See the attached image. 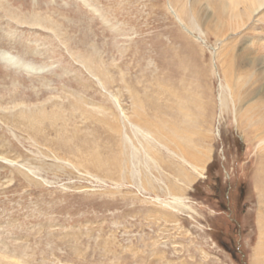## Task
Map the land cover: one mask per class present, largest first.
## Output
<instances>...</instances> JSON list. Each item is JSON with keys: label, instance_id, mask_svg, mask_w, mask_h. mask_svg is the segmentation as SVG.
I'll list each match as a JSON object with an SVG mask.
<instances>
[{"label": "rangeland", "instance_id": "1", "mask_svg": "<svg viewBox=\"0 0 264 264\" xmlns=\"http://www.w3.org/2000/svg\"><path fill=\"white\" fill-rule=\"evenodd\" d=\"M228 1L0 0V264H264V18Z\"/></svg>", "mask_w": 264, "mask_h": 264}, {"label": "bare ground", "instance_id": "2", "mask_svg": "<svg viewBox=\"0 0 264 264\" xmlns=\"http://www.w3.org/2000/svg\"><path fill=\"white\" fill-rule=\"evenodd\" d=\"M244 1V3L243 4H245L246 5V10H245V12H243L244 14H249V17L251 16H259L260 15V17L261 18H264V0H243ZM229 3L227 4H225V5H223V4H220V8H221V10L223 11V13H226V15H227V13L228 12H233V13H235L236 12V10H239V7H240V5H241V1L240 0H229L228 1ZM218 4V3H217ZM219 7V6H218ZM185 11H187L185 8H183L182 9V15L184 16H186L187 14H186V12ZM242 11V10H241ZM243 13H240V16H242L243 15ZM262 14V15H261ZM238 16V15H237ZM244 16V15H243ZM234 17H235V15H234ZM246 17H247V15H246ZM245 19H247V18H245ZM20 20H22V19H20ZM249 20V19H248ZM25 22V21H24ZM39 24V23H38ZM246 24V23H245ZM242 25V24H241ZM51 27V26H50ZM240 27V26H239ZM238 28V27H237ZM241 29V28H240ZM258 60V59H257ZM255 63V62H254ZM87 64V63H86ZM232 65V64H231ZM232 67V66H231ZM233 79H231L230 80V82L232 81ZM233 82V81H232ZM250 82V81H249ZM249 120H252V121H254L253 120V118H251L250 117V119H248V121ZM251 121V122H252ZM256 121V120H255ZM257 122V121H256ZM258 122L259 123H261V124H259L260 126H262V125H264V121L263 120H258ZM173 139H178L177 137H173ZM186 152H188V153H190L191 154V152L192 151H190L189 149H186ZM187 161V160H186ZM185 161V162H186ZM187 163V162H186ZM262 252V251H261Z\"/></svg>", "mask_w": 264, "mask_h": 264}]
</instances>
